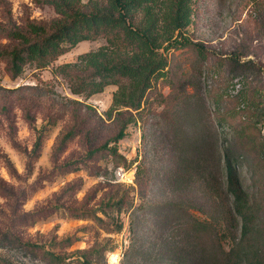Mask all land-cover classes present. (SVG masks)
<instances>
[{"label":"rangeland","instance_id":"rangeland-1","mask_svg":"<svg viewBox=\"0 0 264 264\" xmlns=\"http://www.w3.org/2000/svg\"><path fill=\"white\" fill-rule=\"evenodd\" d=\"M193 7L185 35L205 52L185 47L174 52L171 63L172 75L182 83L177 90L192 93L189 104L200 98V107L189 110L191 120L199 127L217 123L219 108L228 119L224 126L218 122L225 142L231 135L228 123L243 120L238 115L242 106L232 95L253 86L262 116L257 125L246 126L245 138L263 140L264 0H196ZM57 17L43 0H0V26L5 28L26 29L31 22L48 27ZM16 43L0 30V50ZM105 43L104 38L81 41L47 66L27 64L16 77L0 57V238L10 232L28 243L0 247V264H52L50 252L71 264H171L180 231L178 216L170 217L172 200L200 220L211 214L213 201L196 176L180 185L173 182L172 131L189 126L183 120L187 104L173 98L177 92L165 80L154 84L144 111L117 143L128 167L110 156L79 164L88 147L103 145L118 131L116 120L106 117L117 85L77 95L60 66ZM246 61L256 66L245 82L235 72ZM254 144H244L251 154ZM247 160L253 162L252 155ZM73 162L81 167L71 171ZM262 168L258 179L242 170L254 199L264 196V164ZM121 198L125 204L115 205ZM49 207L55 208L49 215L32 216L47 208L49 213ZM71 210L95 213L108 223L73 217L77 211ZM111 222L122 223V229L112 231Z\"/></svg>","mask_w":264,"mask_h":264},{"label":"trees","instance_id":"trees-1","mask_svg":"<svg viewBox=\"0 0 264 264\" xmlns=\"http://www.w3.org/2000/svg\"><path fill=\"white\" fill-rule=\"evenodd\" d=\"M43 2L58 14L48 27L34 22L28 23L26 29L0 26L6 36L17 42L11 48L0 50L11 76L20 75L27 64L37 68L47 66L81 41L104 38V45L81 54L76 62L63 64L60 69L69 81L71 92L77 95L89 96L102 92L110 84L117 85L106 117L116 120L118 131L103 145L88 147L87 155L79 164L87 159L97 161L110 156L128 167L130 163L119 153L117 143L125 137L128 124L144 111L145 99L154 84L165 80L177 92L173 98L187 104L183 120L189 126L172 131L173 182L180 185L196 176L213 201L209 218L200 220L182 208L178 200H172L170 217L178 216L180 231L173 249L175 256L168 255L171 264H264V196L251 197L242 177L243 168H247L256 178L264 164V136L263 140L258 136L245 138L246 126L257 125L262 116L256 105L258 90L253 86L241 87L232 95L242 106L238 115L243 120L236 124L227 122L231 135L223 142V129L218 125L224 126L223 121L228 119L218 108L217 123L197 126L189 110L200 107V98H196L195 104H189L192 93L177 90L182 83L172 75L171 63L176 50L196 47L201 49L200 53L205 52L202 44L185 35L193 23L196 0H89L86 5L82 0ZM250 63H241L239 72H235L239 80H249L251 66H256ZM251 143L256 146L254 155L244 146ZM251 155L253 162L247 160ZM77 162L69 163L73 166L71 171L81 167L75 165ZM143 167H138L137 183ZM114 204H125V201L121 198ZM49 209V213L47 208L44 213L38 211L32 216H47L55 210ZM101 212L110 216L105 209ZM70 213L76 218H93L98 224L108 223L107 219L89 211L71 210ZM111 224L114 232L122 229V223ZM25 244L28 243L10 232L0 238V247ZM48 254L54 256L52 264H71L58 255Z\"/></svg>","mask_w":264,"mask_h":264}]
</instances>
